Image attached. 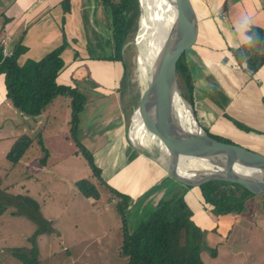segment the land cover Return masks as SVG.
Wrapping results in <instances>:
<instances>
[{"label":"rangeland","instance_id":"obj_1","mask_svg":"<svg viewBox=\"0 0 264 264\" xmlns=\"http://www.w3.org/2000/svg\"><path fill=\"white\" fill-rule=\"evenodd\" d=\"M102 2L95 14L83 17L89 37L88 51L77 53L76 59L90 62L82 63L87 66L83 70L88 75L89 89L95 91L81 92L86 104L78 121H73V100L69 95H59L53 100L42 114L43 121H24L15 114L18 110L10 101L9 106L0 108V188L11 195L31 197L40 215L54 228L51 234L40 235L38 254L33 256L30 238L37 232V225L25 216L16 215V208L8 206L0 215V264H124L119 255L124 229L136 232L159 203L173 195L172 187L187 191L185 187L174 186V182L157 189L145 166L153 163L131 149L128 142L131 120L146 86L144 70H148V48L153 38L149 19L148 27H142L143 20H147L145 7L138 0L141 13L125 39L123 54L112 60L116 54L112 9ZM96 77H103L101 83ZM98 86L102 89L97 90ZM121 116L125 123L123 130L115 127ZM234 119L228 121L229 129L218 123L215 132L206 130L221 140L264 155V121H240L239 116ZM121 131L127 135L122 137ZM24 135L34 139L33 145L14 164L8 156ZM258 139L262 140L260 145L256 144ZM81 148L92 154L99 175ZM82 181L97 189L98 199L82 194L77 186ZM254 198L238 214L226 239H221L225 236L219 229L212 232L217 226L212 207L208 206L206 212L205 208L198 211L193 205V221L207 231V245L217 249V254L219 245L231 249L238 264L251 256H259L260 262L264 260V243L248 241L254 225L264 231V196ZM120 206L124 207L127 222L123 221ZM214 239L219 240L215 246ZM240 249L245 250L244 255H239ZM206 254L210 258V253Z\"/></svg>","mask_w":264,"mask_h":264},{"label":"crops","instance_id":"obj_2","mask_svg":"<svg viewBox=\"0 0 264 264\" xmlns=\"http://www.w3.org/2000/svg\"><path fill=\"white\" fill-rule=\"evenodd\" d=\"M100 1L0 0V39L9 36L13 50L20 42L27 48L19 59L20 64L28 60L40 61L66 43L67 46L61 55L65 65L58 75L57 83L76 88L80 93L86 90L95 91L89 89L91 87L87 79L88 75L83 70L87 66L82 63L90 62L87 59L83 61L77 58L79 59L77 60L76 55L88 51L89 37L83 17L87 13L95 14ZM191 1L198 19L200 35L197 48L199 58L196 59L197 61L193 60L194 63L189 69L196 85L195 110H197L198 122L205 131L209 128L215 132L214 126L218 123L229 129L228 121H235L234 117L238 116L240 121H264V62L258 65L257 60L254 61V58H259L262 52L251 42L248 34L253 27L264 30V0ZM245 16L250 18L247 29L243 26L242 20ZM102 63L105 65L109 62ZM115 64L116 69L118 64ZM111 77L112 80L114 76ZM102 78L95 79H99L101 83ZM81 84L83 85L80 86ZM101 86L96 89H102ZM6 93L4 76L1 75L0 108L8 105ZM15 114L24 121H43L41 119L43 113L35 118L25 117L19 111H15ZM117 121L120 122L115 127L123 130L125 128L123 117L121 116ZM121 135L126 136V131H121ZM260 143L262 140H256V144L260 145ZM145 166H148L157 189L172 185L173 182L174 186H180L166 177L155 165ZM171 189L173 193L179 190L176 187ZM181 193L193 212H195L193 205L198 211L204 208L203 200L197 192L183 190ZM146 199L149 200L151 197ZM254 199H249L246 205ZM238 217L237 214L217 216V229L225 236L221 239L229 237ZM223 227H226L225 232ZM258 227L254 225L251 228V238L248 241L264 243V231ZM218 241L214 239L213 245L215 246ZM218 247L220 251L216 258L211 256L212 259L208 258L207 251L201 254L202 259H207L205 264L222 262L238 264L234 261L236 259L231 249L220 245ZM244 252L245 250L241 252L240 249L239 255H244ZM259 260V256L257 258L251 256L239 264H264V260L261 262Z\"/></svg>","mask_w":264,"mask_h":264},{"label":"trees","instance_id":"obj_3","mask_svg":"<svg viewBox=\"0 0 264 264\" xmlns=\"http://www.w3.org/2000/svg\"><path fill=\"white\" fill-rule=\"evenodd\" d=\"M102 1L105 7L112 9L111 17L116 41V54L112 60H115L120 53L123 54L125 39L133 29L132 25L136 23L141 11L138 0H118L119 4L114 0ZM248 34L251 42L262 52L259 58H254V61L257 60L258 65L262 64L264 62V30L253 27ZM108 44L111 46L112 42L108 41ZM66 46L64 43L44 59L28 60L24 64H20L19 59L25 54L27 48L21 42L14 48L11 57H4L0 46V75H4L6 80V97L25 117H38L59 95H69L73 100V121H78L79 113L83 111L86 104L84 95L76 88L57 83L58 75L65 65L61 55ZM182 67L183 65L179 67V87L184 98L193 105L195 110V81L191 71L183 70ZM195 115L198 118L197 110ZM206 132L208 133L207 130ZM208 134L218 141L233 144ZM33 142L34 139L30 136H22L10 152L9 160L17 164ZM81 152L92 164L94 172H98L97 175H99L100 171L93 164L92 154L83 148ZM77 186L85 197L99 198L97 189L92 185L87 187V181H82ZM181 187L184 188V186ZM199 194L205 208L202 210L207 212L208 206L212 207L211 212L215 217L241 214L249 199L264 196V194L254 195L240 185L231 184L206 187L201 189ZM8 206L16 208V215L25 216L37 225V232L30 238V242L33 243L31 253L33 256L37 255V241L40 235L51 234L54 228L40 215L39 207L31 197L11 195L0 188V215L6 212ZM120 211L123 221H126L124 207L120 206ZM194 215L195 212L189 207L181 191H175L171 197L159 203L156 210L136 232L130 233L127 227L124 229L123 243L119 252L124 264H205L201 258L204 251L210 253L212 258H216L217 249L207 245V231L205 232L194 223ZM217 228L216 226L212 232L215 233ZM17 252L21 250L18 249ZM18 253L15 254L18 255ZM20 258L26 261L24 256Z\"/></svg>","mask_w":264,"mask_h":264},{"label":"water","instance_id":"obj_4","mask_svg":"<svg viewBox=\"0 0 264 264\" xmlns=\"http://www.w3.org/2000/svg\"><path fill=\"white\" fill-rule=\"evenodd\" d=\"M172 2L174 21L161 45L160 35L164 30L158 26L151 7L149 10L153 38L148 57L151 55L152 60L147 64L146 86L131 120L128 142L166 176L189 190L200 193L206 187L231 184L262 195L264 155L212 138L198 122L193 105L182 94L178 83L179 67L183 65V70H188L193 60L199 58V24L191 0ZM156 45L159 48L156 49ZM177 97L188 107L196 129L187 131L176 120L173 102ZM135 118H139L151 134L148 147L134 137ZM193 160L208 163L209 169Z\"/></svg>","mask_w":264,"mask_h":264},{"label":"bare ground","instance_id":"obj_5","mask_svg":"<svg viewBox=\"0 0 264 264\" xmlns=\"http://www.w3.org/2000/svg\"><path fill=\"white\" fill-rule=\"evenodd\" d=\"M143 7H145V11L147 14V20H143L142 22V27L146 28L148 27L149 23H148V19H149V10L151 7V11L154 10V15H155V19L156 22L158 23V26H160L161 30H164L161 35L158 34L156 32V34L161 36V43L159 45H161L164 40L165 37L168 36V33L171 29L170 25L171 22L174 21V17H175V9L173 7V2L172 0H141ZM164 37V38H163ZM159 48V46L157 47L156 45V49ZM149 51V50H148ZM151 60H152V56L147 55V61H150L149 64H151ZM147 68H145L144 70V74L145 72H147ZM143 74V75H144ZM173 106H174V111H175V115H176V120L178 121V123H180V126L185 129V130H192L193 128L196 129L195 126V122L193 121L192 118V114L190 113L188 107L182 103L180 101V99L177 97L175 98L174 102H173ZM134 125H136V128L134 130V137H136L137 141L141 142V144L143 146L148 147L151 143L150 137L148 133V131H146L142 126L141 120L139 118H135L134 119ZM153 139V138H152ZM196 164H199V162H201V167L205 168V169H209V165L208 163L204 162V161H200V160H193Z\"/></svg>","mask_w":264,"mask_h":264},{"label":"built area","instance_id":"obj_6","mask_svg":"<svg viewBox=\"0 0 264 264\" xmlns=\"http://www.w3.org/2000/svg\"><path fill=\"white\" fill-rule=\"evenodd\" d=\"M11 42V38L9 36H4L0 39V46L2 48V53L4 57L13 56V50L9 48V44Z\"/></svg>","mask_w":264,"mask_h":264},{"label":"clouds","instance_id":"obj_7","mask_svg":"<svg viewBox=\"0 0 264 264\" xmlns=\"http://www.w3.org/2000/svg\"><path fill=\"white\" fill-rule=\"evenodd\" d=\"M242 20H243V26L245 27V29H247V26L250 23V18L245 16L242 18Z\"/></svg>","mask_w":264,"mask_h":264}]
</instances>
